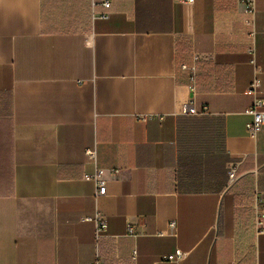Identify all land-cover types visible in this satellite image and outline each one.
<instances>
[{"label":"crops","instance_id":"crops-1","mask_svg":"<svg viewBox=\"0 0 264 264\" xmlns=\"http://www.w3.org/2000/svg\"><path fill=\"white\" fill-rule=\"evenodd\" d=\"M255 2L252 58L240 0H0V264H264Z\"/></svg>","mask_w":264,"mask_h":264},{"label":"built area","instance_id":"built-area-1","mask_svg":"<svg viewBox=\"0 0 264 264\" xmlns=\"http://www.w3.org/2000/svg\"><path fill=\"white\" fill-rule=\"evenodd\" d=\"M245 5V12L248 16V19L246 20L247 26L251 29V32L249 34V41H250V48L249 52L254 58L255 56V36L256 32L254 29L255 26V17L257 13V7L255 0H240ZM195 0H185V3L192 5L194 4ZM103 7L106 11H109L111 8V4L109 2H104ZM108 14H106L103 18H107ZM194 64L192 66H189L187 64L181 65V70L185 71L189 75V81H190V89L193 92H196V77H197V69L195 62L197 60V57H193ZM258 73V71H257ZM259 89H260V81L257 77L254 78L248 92L250 95L254 97L252 105L247 110V115L251 117V121L246 125V130L248 135L251 138H255L262 129H264V100L259 96ZM186 112L188 115L191 116H199V115H206L208 113V109L206 107L202 108L201 110H198L194 103H191L187 106ZM87 156L90 160H95V153L94 152H88ZM100 174H97L94 177H88L87 179L95 180L97 184V197H104L107 193L106 188V182L104 180H100ZM229 177L231 180L234 178V171L231 170ZM256 229L258 234H264V201L261 197L257 196L256 199ZM86 222H93L96 227V241L99 242L102 239L107 237V219L103 214L96 213L93 217H89L85 219ZM169 231L171 234L175 232V223H171L169 227ZM128 236L135 238L136 235L133 232L132 228L128 229ZM182 257L181 252H176V254L169 256L165 258L166 261L170 262H176ZM131 260L135 263L137 261V251H134ZM91 264H104L99 258H97L94 262Z\"/></svg>","mask_w":264,"mask_h":264},{"label":"rangeland","instance_id":"rangeland-1","mask_svg":"<svg viewBox=\"0 0 264 264\" xmlns=\"http://www.w3.org/2000/svg\"><path fill=\"white\" fill-rule=\"evenodd\" d=\"M181 184L184 186L186 183H184V184H183V183H181Z\"/></svg>","mask_w":264,"mask_h":264}]
</instances>
